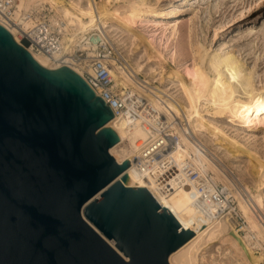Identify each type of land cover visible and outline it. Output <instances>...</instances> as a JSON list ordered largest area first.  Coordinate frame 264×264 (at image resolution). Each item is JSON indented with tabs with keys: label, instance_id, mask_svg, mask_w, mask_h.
<instances>
[{
	"label": "water",
	"instance_id": "95a60500",
	"mask_svg": "<svg viewBox=\"0 0 264 264\" xmlns=\"http://www.w3.org/2000/svg\"><path fill=\"white\" fill-rule=\"evenodd\" d=\"M0 24V264H170L195 233L128 177L112 109Z\"/></svg>",
	"mask_w": 264,
	"mask_h": 264
},
{
	"label": "rangeland",
	"instance_id": "374dc122",
	"mask_svg": "<svg viewBox=\"0 0 264 264\" xmlns=\"http://www.w3.org/2000/svg\"><path fill=\"white\" fill-rule=\"evenodd\" d=\"M59 1L61 4L57 8L51 3L41 1L36 4V10L44 9L43 16L48 15L51 20L63 22L64 18L58 11L67 8L75 15H79L77 9L73 7L74 4L84 8L89 3V0ZM93 1L99 7L97 10L99 15L107 14L109 31H106L107 34L101 31L103 36L98 27L88 29L79 35L80 37L89 34L81 43L92 45L93 42L101 41L102 44L97 50L100 55L118 61L119 66L125 67L124 70L128 74L132 75L133 72L132 77L135 75L134 79L138 78L137 82L149 83L151 87L161 91L165 98L180 100L184 97L181 84L168 79L171 71L177 70L189 77L187 69L202 67V64L205 68L203 57L224 53L235 55L244 64L246 72L252 77L251 89L264 90V0H180L175 3L174 12L177 13V17L184 19L181 24H156L152 18L137 19L135 24H131L124 19L126 9L132 2L142 3L143 9H159L165 8L174 0ZM71 2L73 6H70ZM36 21L38 22L35 25H39L45 19ZM54 30L59 31V28ZM68 33H73V30L69 28ZM79 37L67 47L68 51H72L69 56L81 57L92 66L93 59H87L95 54L91 47L83 50L80 46L76 48L74 46L72 50ZM113 79L115 82L118 81V85L115 83L118 91H129L133 96L145 94V97L150 98L149 91L141 89L136 82L122 78L116 71ZM200 115L204 127L195 138L208 161H204L206 171L210 172L219 184L214 186L213 195L217 201L228 204L227 213L231 215L238 233L245 237L248 233L247 224L235 204L237 200L231 196L227 198L224 178L216 174L213 165L217 164L223 171L224 167L228 170L229 173L226 172L229 176L228 183L234 192H241L246 199L250 192L259 195L264 205V124L252 129L246 128L240 121L232 122L227 113L216 114L214 107H202ZM123 118L127 132L141 124L137 121L132 122L126 115ZM184 127H187L186 124ZM178 131L180 132V129ZM181 138H184L183 132ZM187 141L191 145L194 143L190 139ZM126 142L122 149H128L129 141ZM189 144L186 146L191 150ZM177 151L179 157L184 160V152ZM197 165L198 169L196 168L195 172L200 170V165ZM195 172L192 171V178L198 177ZM254 211L260 234L254 231L250 233V249L264 264V208ZM218 239L202 247L199 264H229L230 261L233 264L237 263L236 249L229 240Z\"/></svg>",
	"mask_w": 264,
	"mask_h": 264
},
{
	"label": "bare ground",
	"instance_id": "6f19581e",
	"mask_svg": "<svg viewBox=\"0 0 264 264\" xmlns=\"http://www.w3.org/2000/svg\"><path fill=\"white\" fill-rule=\"evenodd\" d=\"M41 1L44 3H51L55 8L61 4L59 0H19L17 8L15 9V18L17 21H21L22 28H20L21 30L16 27L9 29L17 42H21L22 33L20 32L29 30L38 22L36 20L44 18L49 23L51 29H56L58 27L61 33L63 50L60 52L61 54H55L54 57L56 59H67L69 58V53L72 52L68 51L67 47H69V44L75 42L80 34L87 32L88 29H92L93 27L100 28V32L106 33V31H109L107 14L99 15L97 11L99 7H97L93 0H89L88 5L84 8L78 7V5L75 4L73 6L71 2L70 6L72 5L77 9L79 15H75L67 8L58 11L64 18L63 22L57 21V19L51 20L48 15L43 16L42 13H44V9L36 10V4ZM178 1L180 0L170 1L165 8L159 9H143L141 6L142 3L132 2L126 9V18L124 19L131 24H135L137 19L142 20L145 18L154 19L156 24H181L184 22V19L177 17V13L174 12V8L176 7L175 3ZM165 10L170 11L167 12ZM99 11H101V9ZM23 16H28L30 19L22 20ZM69 28L73 30V33H68ZM88 35L89 34L86 33L80 36L76 44L73 45L72 50L74 46L75 48L76 46H80L83 50L88 49L90 45L81 43ZM29 48L32 52L31 54L43 67L52 70L59 68L57 66L58 64L53 62V58L41 52L34 51L31 47ZM66 62H69V60ZM117 62L118 61L110 58L107 61L112 79L116 71L119 76L122 75V78L124 77L131 82H136L141 89L149 91L150 98L148 99L153 109H155L163 119L168 118L173 121L176 118H182L184 122L186 121L185 124L187 127H184L183 131L184 138H181L182 131L180 130L179 132L178 128H176L175 131H178L176 134L180 137L177 147L170 151L168 157L157 165L152 173V179H156L171 166L175 168V174L167 189L158 187L153 182L143 179L136 170L135 160L140 154V147L143 145V142L149 141L152 137L149 135V132L146 131L141 124L133 127L127 132L123 124L124 113L120 116H114L113 120L109 123V127L113 128L121 138V142L111 149V154L120 164L125 160L133 161V165H130L127 172L128 177L138 186L147 188L151 193L154 192L184 225L195 233L188 243L169 257L170 264H199V256L202 247L216 238L229 240L231 245L236 249V264H262L260 260L252 254L250 249L251 244L249 242L250 233H252V231L260 234L254 211L255 209L259 210V208H264L259 195L250 192L247 195L248 199H246L241 192H234L233 188L228 183L229 176L226 173L228 170L224 167L223 171L217 164L213 165L216 174L224 178L226 185H224V189L227 198L231 196L234 200H237L235 204H237L247 224L246 229L248 233L245 237L241 236L236 230L230 214H218L220 210L226 209V205H228L226 202L224 203L222 201L221 203H217L213 200H207L203 202L202 209L196 206L201 188L206 189L210 192L209 194H212L214 188L219 184L213 179V175L206 171L204 161H208L202 154V150L200 149L201 146L197 143L195 135L198 136V132L204 127L203 124H201L202 118L200 115V109L204 106L214 107L216 109V114L223 115L227 113L230 115L232 122L235 120L240 121L246 128L252 129L260 127L264 124V90L257 91L251 89V75L246 72L244 64L235 55L229 53L207 55V58L203 57L205 68L202 64V67L195 66L192 69H187L188 74H190L189 77L185 76V74H182L180 71H171L168 75V79L173 83L179 82L184 91V97L180 100L165 98L161 91L151 87L149 83L137 82L138 78L135 80V75L132 77L133 72H131L132 75L130 73L129 75L124 70L125 67L119 66ZM72 68L84 78H86V72L93 75L92 66L89 65L87 60L80 63L79 66L76 65ZM116 78L118 79L117 76ZM187 78L188 81H186ZM114 83L118 85V81H114ZM140 96L144 97L145 94H140ZM175 121L178 120L176 119ZM185 132H188L192 136L193 145L188 143L187 140L189 139ZM152 135L154 137L156 136L154 133H152ZM127 140L129 141V147L126 145L128 149H122L121 147ZM186 144H189L191 150ZM177 150H182V152H184V160L179 157ZM197 164L200 165V170L195 172V169L198 167ZM189 171L195 172L198 177L192 179ZM229 264H233V262L230 261Z\"/></svg>",
	"mask_w": 264,
	"mask_h": 264
},
{
	"label": "built area",
	"instance_id": "2783aa9c",
	"mask_svg": "<svg viewBox=\"0 0 264 264\" xmlns=\"http://www.w3.org/2000/svg\"><path fill=\"white\" fill-rule=\"evenodd\" d=\"M18 1L19 0H0V24L8 30L14 27L19 30L22 28L21 21H17L15 18V9L17 8ZM28 19H30L28 16L22 17V20ZM34 25L29 30L20 32L22 33L21 42L18 43L22 44L25 41L28 42V50L30 49L29 47H31L34 51L41 52L53 58V62L58 64V67L69 66L72 68L76 65L79 66L80 63L85 61L77 56H68L69 58L67 59H56L54 55L61 54L60 52L63 50L61 33L51 29L47 20L39 25ZM87 44L90 45L93 52H95V56L93 55L90 57L93 59V75L86 72V81L95 90L96 94L112 109L115 117L124 113L132 122H140L145 130L149 132V135L152 137L149 141L143 142V145L140 147V154L135 160L136 170L143 179L153 182L158 187L167 189L175 174V168L171 166L156 179H152V173L154 168L168 157L170 151L177 147L180 137L176 134L177 132L175 129L178 128L183 132L185 122L181 120L172 121L168 118L163 119L161 115L153 109L150 100L145 96H133L129 91H118L108 68V57H106V55H100V52L97 51L102 42H93L92 45L89 43ZM68 60L69 62H66ZM152 133L156 136L154 137ZM185 134L188 139L193 141L192 136L188 132H185ZM130 164L133 165V161H130ZM189 174L192 177V171H189ZM209 193L210 192L206 189H202L196 201V206L202 209L203 202L207 200L221 203L215 199L213 195L214 190L212 194ZM227 212L228 210L223 209L220 210L218 214H229Z\"/></svg>",
	"mask_w": 264,
	"mask_h": 264
}]
</instances>
